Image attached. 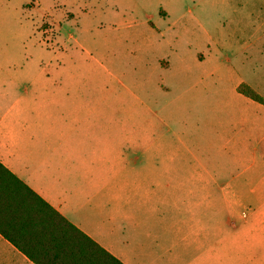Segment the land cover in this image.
I'll return each instance as SVG.
<instances>
[{"label": "rangeland", "instance_id": "1", "mask_svg": "<svg viewBox=\"0 0 264 264\" xmlns=\"http://www.w3.org/2000/svg\"><path fill=\"white\" fill-rule=\"evenodd\" d=\"M36 87L107 105L88 124L95 165L109 146V181L138 188L112 214L139 219L142 246H193L182 237L202 229L222 261H248L264 233V105L241 92L264 101V0H0V102ZM178 162L208 189L172 190L191 176L167 173Z\"/></svg>", "mask_w": 264, "mask_h": 264}, {"label": "crops", "instance_id": "2", "mask_svg": "<svg viewBox=\"0 0 264 264\" xmlns=\"http://www.w3.org/2000/svg\"><path fill=\"white\" fill-rule=\"evenodd\" d=\"M80 90L36 87L31 92L35 95L32 101L24 97L25 100L0 102V164L121 264H159L160 259L165 264H264V233L250 234L259 238V244L241 249V253L248 255V261L241 263L222 261L218 255H223L224 249L206 245L208 234L202 229L182 237L194 240L195 245L163 250L142 246L144 235L138 231L137 217L120 216L118 225V217L113 216L112 209L129 206L131 200L139 202V199L128 197L130 191L135 195L138 188H130L127 184L114 186L109 181L111 169L105 161L109 146L105 144L98 148L104 161L96 167V136L93 126L88 124L95 120L102 105H107L77 102L75 95ZM20 92L27 93L23 89ZM16 93L13 87L4 89L1 99H10ZM51 93L56 97H51ZM107 124L105 119L104 126L100 125L104 133ZM198 170L183 162L169 167L170 176L191 174L189 181L175 182L170 185L171 189L207 190L209 183L198 178ZM96 175H99V182L95 180ZM117 242L119 247H116ZM210 256H214L213 261ZM0 264L34 263L0 234Z\"/></svg>", "mask_w": 264, "mask_h": 264}, {"label": "trees", "instance_id": "3", "mask_svg": "<svg viewBox=\"0 0 264 264\" xmlns=\"http://www.w3.org/2000/svg\"><path fill=\"white\" fill-rule=\"evenodd\" d=\"M241 93L264 105L247 89ZM0 234L34 264H121L1 164Z\"/></svg>", "mask_w": 264, "mask_h": 264}]
</instances>
